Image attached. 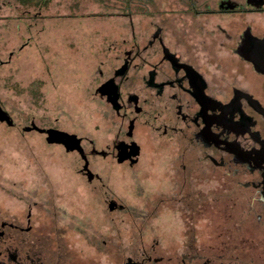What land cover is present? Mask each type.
<instances>
[{
	"label": "flooded vegetation",
	"instance_id": "obj_1",
	"mask_svg": "<svg viewBox=\"0 0 264 264\" xmlns=\"http://www.w3.org/2000/svg\"><path fill=\"white\" fill-rule=\"evenodd\" d=\"M126 2L91 74L96 122L66 132L81 152L21 129L72 159L32 190L30 163L0 175V264H264V0H186L190 36Z\"/></svg>",
	"mask_w": 264,
	"mask_h": 264
},
{
	"label": "rangeland",
	"instance_id": "obj_2",
	"mask_svg": "<svg viewBox=\"0 0 264 264\" xmlns=\"http://www.w3.org/2000/svg\"><path fill=\"white\" fill-rule=\"evenodd\" d=\"M126 1L0 0V62L14 52L9 62L0 65V106L17 125L7 130L0 124V175L8 176L11 184L18 181L15 176L24 175L18 172L24 162L34 166L25 173L28 190L33 188L35 173L68 176L67 167L58 172L52 160L65 162L72 157L48 150L36 136L21 135V129L31 122L75 134L84 125L91 129L97 117L86 97L91 74L98 58L126 37L127 18L122 15L131 9ZM132 1L140 4V0ZM151 3L164 16L170 15V25L174 17L180 19L178 30L190 36L196 19L178 12L186 0Z\"/></svg>",
	"mask_w": 264,
	"mask_h": 264
},
{
	"label": "water",
	"instance_id": "obj_3",
	"mask_svg": "<svg viewBox=\"0 0 264 264\" xmlns=\"http://www.w3.org/2000/svg\"><path fill=\"white\" fill-rule=\"evenodd\" d=\"M8 118L7 114L0 111V121H4ZM31 130H36L40 133H45L47 135L46 141L49 144H61L65 147L66 151H80L81 148L79 146V140L75 135H70L64 131H60L57 129H41L37 127L34 123H31L30 126L24 127L23 131L28 132Z\"/></svg>",
	"mask_w": 264,
	"mask_h": 264
},
{
	"label": "trees",
	"instance_id": "obj_4",
	"mask_svg": "<svg viewBox=\"0 0 264 264\" xmlns=\"http://www.w3.org/2000/svg\"><path fill=\"white\" fill-rule=\"evenodd\" d=\"M126 1V0H125Z\"/></svg>",
	"mask_w": 264,
	"mask_h": 264
}]
</instances>
